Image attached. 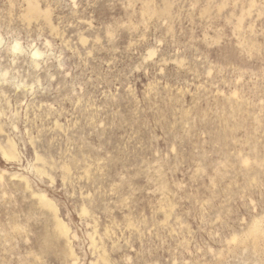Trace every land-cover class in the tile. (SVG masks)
<instances>
[{
	"label": "rangeland",
	"instance_id": "rangeland-1",
	"mask_svg": "<svg viewBox=\"0 0 264 264\" xmlns=\"http://www.w3.org/2000/svg\"><path fill=\"white\" fill-rule=\"evenodd\" d=\"M0 264H264V0H0Z\"/></svg>",
	"mask_w": 264,
	"mask_h": 264
},
{
	"label": "clouds",
	"instance_id": "clouds-1",
	"mask_svg": "<svg viewBox=\"0 0 264 264\" xmlns=\"http://www.w3.org/2000/svg\"><path fill=\"white\" fill-rule=\"evenodd\" d=\"M12 50H13L14 52L20 50V48H19V43H18V42H17L16 44H14ZM32 55H33V58H34V59H37V60H38V59L43 58V56L45 55V53H43V52H41V51H39V50H36V51H34V52L32 53Z\"/></svg>",
	"mask_w": 264,
	"mask_h": 264
}]
</instances>
